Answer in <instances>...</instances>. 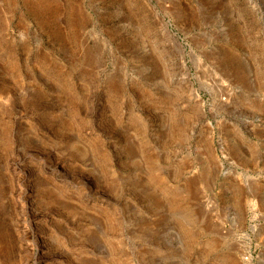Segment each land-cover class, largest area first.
Instances as JSON below:
<instances>
[{
  "label": "rangeland",
  "instance_id": "374dc122",
  "mask_svg": "<svg viewBox=\"0 0 264 264\" xmlns=\"http://www.w3.org/2000/svg\"><path fill=\"white\" fill-rule=\"evenodd\" d=\"M0 264H264V0H0Z\"/></svg>",
  "mask_w": 264,
  "mask_h": 264
}]
</instances>
